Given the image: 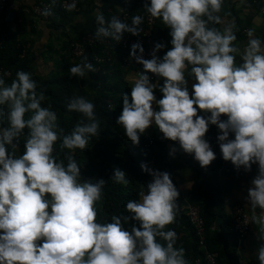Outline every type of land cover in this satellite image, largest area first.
<instances>
[{
	"label": "clouds",
	"instance_id": "obj_1",
	"mask_svg": "<svg viewBox=\"0 0 264 264\" xmlns=\"http://www.w3.org/2000/svg\"><path fill=\"white\" fill-rule=\"evenodd\" d=\"M223 3L147 0L148 16L168 29L170 48L157 56L165 45L154 43L145 59L141 43L131 45L129 58L142 70L131 78L130 92L122 95L116 123L133 145L154 125L201 168L216 159L205 139L209 126H215L224 161L244 171L255 164L246 202L262 210L256 256L264 264V41L249 30L241 51L234 43L235 25L219 15ZM67 7L75 8V0ZM51 14L50 7L41 12ZM143 22L141 15L132 16L130 23L116 16L106 20L98 11L95 37L119 42L124 33L140 36ZM94 70L84 58L68 71L83 79ZM149 73L162 83L150 82ZM189 79L195 81L191 96ZM37 87L26 72L18 71L10 85L0 76V107L7 110L6 126H0V264H187L184 248L176 246L177 233L166 230L176 218L179 196L169 173L141 163V171L151 176L146 191L138 201L128 200L127 215L99 221L96 205L106 182L82 181L81 167L70 154L84 150L99 135L94 103L83 96L70 98L66 110L80 119L65 132L56 111L41 106L45 94ZM22 137L23 152L18 154ZM57 142L60 150H67L66 164L58 160ZM176 150L171 147L169 156ZM111 180L128 184L119 169ZM252 219L257 220L255 213ZM129 221L134 222L130 231L124 228Z\"/></svg>",
	"mask_w": 264,
	"mask_h": 264
},
{
	"label": "trees",
	"instance_id": "obj_2",
	"mask_svg": "<svg viewBox=\"0 0 264 264\" xmlns=\"http://www.w3.org/2000/svg\"><path fill=\"white\" fill-rule=\"evenodd\" d=\"M126 1L123 0L122 4ZM51 12L52 14L47 18L51 26L54 29L64 28L65 22L70 18V13L62 11L57 6ZM130 22L131 20L128 23ZM160 32L159 21L157 20L153 32L154 43H161L159 38ZM166 38L163 54L170 48V37L167 36ZM237 39L238 35L236 33ZM0 41V68L3 71L10 72L8 77H3L6 85H10L12 80L16 78L18 71L29 73L31 79L38 85L37 91L43 90L45 94V100L41 106H50L57 113L59 126L65 132L71 130L79 121L80 116L77 113L66 110V105L70 98L78 96L74 93L67 76L53 75L49 78H43L32 73L30 70L31 62L27 57V51L23 57L20 56L21 47L26 45V42L18 41L16 35L8 27L2 26L1 24ZM116 52V56L119 57V50ZM124 73V67L120 63H116L112 68V72L108 75L95 76L90 72L92 77L100 84V94L94 102L95 111L100 120L99 135L97 138H90L84 150L77 149L70 153L81 167L80 178L82 181L92 180L95 182L98 179H104L106 182L102 189L101 200L96 205L97 219L102 222H110V218L113 215H127L125 211L126 203L130 199L138 201L139 193L146 191V185L148 183V174L142 172L140 168L141 163L146 164L143 149L145 134H142L139 142L133 145L124 135L122 127L116 123L122 110V95L130 92L123 79ZM155 83H162V81H157L155 77ZM160 98L161 94L158 91L157 99ZM6 114V108L0 107L1 126H6ZM147 135H150L153 140V146L150 148V152L154 155L155 170L169 173L173 184L179 192L176 218L172 224L166 226V230L171 229L177 233L178 239L176 246L184 248L187 264H192L196 257L202 255L203 251L198 246L197 237L186 214L182 211L180 191L172 175L171 164L166 156V141L154 125L153 129ZM205 139L209 142L216 159L212 161L211 168L205 172L210 177H201L200 175L193 177L191 192L194 201L192 204L199 206L200 214L204 221V245L206 250L216 254L218 264H240L236 255L237 236L229 231V223L226 217L218 213V211L222 210L220 187L217 180L220 152L218 148L213 149L215 138L212 134L207 133ZM58 144L59 142H57L55 148L58 160L64 161L66 164L65 154L67 150H60ZM22 152L23 137L20 140L18 154H22ZM188 156V165L197 166L198 163L192 156ZM114 169H119L126 174V178L128 179L127 185L117 184L111 180ZM221 216L224 221L220 224L218 230H216L214 229L215 222ZM133 223L129 221L128 224L124 225V228L130 231ZM136 226L138 227V225Z\"/></svg>",
	"mask_w": 264,
	"mask_h": 264
},
{
	"label": "crops",
	"instance_id": "obj_3",
	"mask_svg": "<svg viewBox=\"0 0 264 264\" xmlns=\"http://www.w3.org/2000/svg\"><path fill=\"white\" fill-rule=\"evenodd\" d=\"M36 0H8V11L0 20L2 26L8 27L17 37L18 41H24L28 45L27 57L31 62L30 70L32 73L49 78L53 75H65L70 81L74 93L78 96H83L92 101H96L100 94V84L92 77L90 73L83 79L73 77L69 73V68L77 63L78 60L71 58L68 51V43L79 39L88 31L92 30L93 21L96 13L101 12L106 7H113L119 10L123 0H78V9L70 13V18L65 22L64 28L54 29L48 20L36 19L30 12L31 6ZM119 1H121L119 3ZM221 15L224 23L235 25V34L238 39L235 45L243 50L246 46L248 37L247 32L251 30L255 36L264 41V16L260 15L257 9L251 5L249 0H224L221 8ZM158 20V19H157ZM159 21V20H158ZM222 27V25H221ZM159 38L161 43H166L168 29H165L159 21ZM50 46V47H49ZM52 47V49H51ZM51 52L53 56H51ZM237 55V63H239ZM134 74L126 70L123 76L124 82L129 90L132 86V77ZM195 81L189 79L188 88L191 96V85ZM155 83V82H154ZM158 90L154 91L157 98ZM155 107V105H153ZM199 114V113H198ZM1 126V125H0ZM153 129L150 126L145 130L144 134H149ZM210 133L214 136L213 149L218 148L216 136L214 135L213 126H209L206 134ZM176 147V152L173 157L169 156V149ZM220 152V151H219ZM166 156L171 164L172 175L178 185L180 191V205L182 211L193 203L191 192L192 181L195 175L201 177H210L206 174L212 166V162L206 168L188 165V154L183 153L178 145L166 142ZM257 174V166L251 167L250 170L244 171L243 168L237 170L230 162L224 161L220 153V164L217 169V180L220 187V200L222 202V210L218 211L223 214L228 223L230 219V208L233 204H241L246 209L251 220V229L246 239L237 250L236 255L240 264L250 261H257L256 252L261 241L258 239L260 234V224L258 222L261 209L255 210L248 207L246 202L247 190L252 186L251 181ZM253 213L256 214L257 220L253 221ZM224 219L222 216L217 218L214 229L218 230Z\"/></svg>",
	"mask_w": 264,
	"mask_h": 264
},
{
	"label": "built area",
	"instance_id": "obj_4",
	"mask_svg": "<svg viewBox=\"0 0 264 264\" xmlns=\"http://www.w3.org/2000/svg\"><path fill=\"white\" fill-rule=\"evenodd\" d=\"M251 5L254 6L260 15L264 16V0H249ZM73 0H36L31 6L30 12L36 19L47 20L48 16H42L41 12L46 7H50L51 10L57 6L64 12L73 13L78 9V0H75V8L69 10L67 5L71 4ZM147 0H127L121 5L119 10L113 9V7H106L101 12L104 14L106 20L112 16H116L124 22H129L134 15H141L144 17V22L141 24L143 31L140 36L133 37L128 33L122 34V38L119 42L111 39H98L95 37L96 23L93 21L92 30L85 33L79 39L72 41L68 45V51L72 59L81 62L86 58L89 63L94 67L92 72L95 76L108 75L112 72V68L116 63H120L124 67V70L131 71L134 75L142 70V66L135 64L134 61L129 58L130 47L133 43L140 42L144 48V58L149 59V53L154 46L153 32L157 20L151 19L144 7ZM8 0H0V18L8 11ZM28 45L21 47L20 56L23 57L26 54ZM1 50V41H0ZM117 50H119V57L116 56ZM163 49L157 53V56L163 55ZM7 73V75H4ZM9 71H3L0 68V76L8 77ZM150 82H155V77L152 74H148ZM223 119V117H222ZM215 135H218V130L214 126ZM229 138H232L230 135ZM167 143L175 142L165 140ZM153 146V140L150 135L145 134L143 149L145 152L146 164L149 168L155 170L154 155L150 152V148ZM252 167H256L255 164ZM151 181V176L148 175V182ZM190 225L192 226L195 235L197 237L198 246L203 251L202 255L196 257L192 264H218L216 260V254L208 252L204 245L205 229L204 221L200 214L199 206L196 204L188 205L184 209ZM251 229V220L246 209L241 204H233L230 208V221L229 231L237 236V250L240 248L243 241L246 239ZM244 264H259L257 261H250Z\"/></svg>",
	"mask_w": 264,
	"mask_h": 264
},
{
	"label": "rangeland",
	"instance_id": "obj_5",
	"mask_svg": "<svg viewBox=\"0 0 264 264\" xmlns=\"http://www.w3.org/2000/svg\"><path fill=\"white\" fill-rule=\"evenodd\" d=\"M50 47V46H49ZM51 49H52V47H51ZM51 56H53V53L51 52Z\"/></svg>",
	"mask_w": 264,
	"mask_h": 264
}]
</instances>
